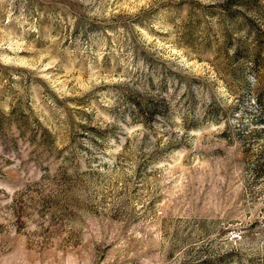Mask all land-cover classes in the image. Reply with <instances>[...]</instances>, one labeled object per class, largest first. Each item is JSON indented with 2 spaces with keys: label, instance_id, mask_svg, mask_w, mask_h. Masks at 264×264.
Instances as JSON below:
<instances>
[{
  "label": "rangeland",
  "instance_id": "rangeland-1",
  "mask_svg": "<svg viewBox=\"0 0 264 264\" xmlns=\"http://www.w3.org/2000/svg\"><path fill=\"white\" fill-rule=\"evenodd\" d=\"M0 264H264V0H0Z\"/></svg>",
  "mask_w": 264,
  "mask_h": 264
}]
</instances>
